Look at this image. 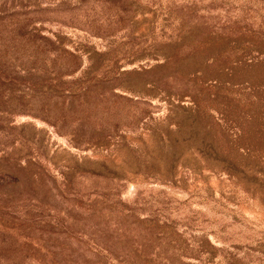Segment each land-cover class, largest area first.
Listing matches in <instances>:
<instances>
[{
  "label": "rangeland",
  "instance_id": "rangeland-1",
  "mask_svg": "<svg viewBox=\"0 0 264 264\" xmlns=\"http://www.w3.org/2000/svg\"><path fill=\"white\" fill-rule=\"evenodd\" d=\"M253 102L264 0H0V264H264Z\"/></svg>",
  "mask_w": 264,
  "mask_h": 264
},
{
  "label": "trees",
  "instance_id": "trees-1",
  "mask_svg": "<svg viewBox=\"0 0 264 264\" xmlns=\"http://www.w3.org/2000/svg\"><path fill=\"white\" fill-rule=\"evenodd\" d=\"M89 90V86L82 87L81 91L82 93H86ZM251 106H254L255 108V113L254 115H247L241 119L242 122L238 124V126H246V127H254L255 130L254 132H260L264 131V117L259 116L258 110L260 109L259 104L252 103ZM178 108V107H177ZM182 122H176V131H181L183 125ZM188 130L192 133H199L201 132L200 130H197L195 128L194 124H191L188 126ZM243 130L239 131V134H243ZM213 152L218 156L220 154L219 148L216 147V145H213ZM246 153L249 155H253L254 153H258V151H253L249 147H246ZM221 169L230 175V177H244L247 179H254L255 182L259 183L262 191L264 192V166L261 167H253V166H244V165H238L236 163H230L226 164Z\"/></svg>",
  "mask_w": 264,
  "mask_h": 264
}]
</instances>
